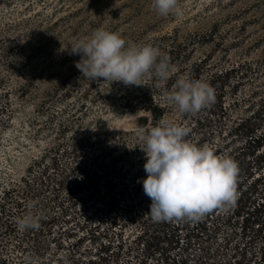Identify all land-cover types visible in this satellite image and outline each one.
Returning a JSON list of instances; mask_svg holds the SVG:
<instances>
[{
  "label": "rangeland",
  "instance_id": "1",
  "mask_svg": "<svg viewBox=\"0 0 264 264\" xmlns=\"http://www.w3.org/2000/svg\"><path fill=\"white\" fill-rule=\"evenodd\" d=\"M177 2L181 15L160 16L152 8V0H0V107L4 108L0 110V264L21 262L15 258L18 245L28 252L39 249L46 261L53 264H69L64 253L82 230L73 236H60L65 247L57 249L50 242V234L36 235L35 229L21 231L17 227L18 218L36 210L27 204L39 189L42 165L37 161L69 143L90 137L79 167L68 177V181H74L82 171L99 173L102 164L112 161L114 152L109 151L113 140L123 145L124 161L134 155L129 145L133 144L136 153L144 154L135 135L137 127L132 126V112L123 105L144 100L162 102V91L169 88L167 83L156 87L157 81L151 74L145 75L139 86L82 78L74 63L79 56L69 55L63 49L66 45L100 27L120 34L128 43L152 45L176 69L172 84L186 77L200 60L205 63L201 65L203 70L191 79L208 82L210 71L264 56V0ZM171 48L179 56L174 57ZM253 86H264V70L247 89ZM210 110L211 104L195 114L178 117L173 109L165 117L186 126L194 139L212 130ZM61 162L65 167L78 160L68 157ZM64 174L52 171L54 181L65 178ZM97 183L87 202V213L78 217L82 221L107 220L110 212L103 203L108 202L109 195L118 194L113 189V193L106 191L100 180ZM51 192L54 193L52 187L41 191L50 203ZM66 194L62 187L59 200L65 199ZM146 197L141 188L135 196V210ZM18 200L22 202L19 208L15 204ZM233 205L214 212L222 218L224 231L233 234V243H241L243 216L232 214ZM5 221L14 226L6 229ZM72 222L75 225L76 218ZM171 222L177 223L176 219ZM61 224L60 220L55 229ZM179 227L183 232L180 224ZM135 229L136 226L126 229L125 237L130 233L132 236ZM78 246L74 253L82 259L94 255L97 242L85 239ZM161 247H167L166 251ZM167 253L172 257L178 251L160 244L159 250L150 252L141 264H164ZM250 261L244 264H264L259 257H251ZM131 263L138 264V260L133 257Z\"/></svg>",
  "mask_w": 264,
  "mask_h": 264
},
{
  "label": "trees",
  "instance_id": "2",
  "mask_svg": "<svg viewBox=\"0 0 264 264\" xmlns=\"http://www.w3.org/2000/svg\"><path fill=\"white\" fill-rule=\"evenodd\" d=\"M170 53L174 57L179 56L173 48ZM201 62L202 60L195 63L194 69L186 77L198 76L203 70L201 65H205ZM261 70H264V56L210 71L207 83L215 92V102L211 104L209 111L212 130L201 133V136L194 139L189 131L186 137L188 142L196 146L207 144L217 154L229 155L237 163L236 199L232 214L243 216L239 234L240 236L242 233L240 238L243 242L233 243V234L224 231L222 218L215 216V209L199 220L176 219V224L171 222L173 219L154 221L148 213V197L135 210V196L142 188L140 180L146 173L143 169L144 154L136 153L133 144L128 147L130 151H134L133 157L124 161L123 145L119 140H113L109 151L114 152L112 161L102 164L99 173L82 171L77 179L68 181V177L79 167L84 146H89L90 137L79 143H69L65 148L57 149L55 154L49 153L37 161L42 167L38 177L39 189L31 198L35 204L34 210L36 209L33 214L40 217V226L35 229V234H50V242L57 249H64L60 236H73L74 232L82 230L80 235L76 234L72 239L70 249L64 253L69 264H132L133 257L141 264L150 252L159 250L160 244L178 251L172 257L167 253L163 258L164 264H221L220 260L223 264H244L251 262V257H259L264 261V86L247 89V86L255 84ZM173 80L170 77L167 81L168 91L175 83L170 82ZM123 107L132 112V126L145 129L154 126L160 118L174 109L159 100L125 102ZM3 109L1 106L0 110ZM97 136L99 138L101 133ZM68 157L78 160V163L62 167L61 160L65 162ZM52 171H64L65 178L54 181ZM98 180L105 183L106 191L113 193L116 190L118 194L109 195L108 202L103 203L110 212L107 220L95 218L94 221H89L84 218L82 221L78 217H84L87 213V202L92 191L97 188ZM51 187L54 193L51 192L53 201L50 203L45 194L41 195V191ZM62 187L66 188L67 194L65 199L59 200L58 194ZM8 192L9 190L5 194ZM15 204L17 208L22 206L20 200ZM72 218H76L75 225H72ZM60 220L63 224L55 229ZM179 224L184 229L183 232L179 231ZM4 226L10 229L14 225L5 221ZM132 226L137 229L131 231L132 236L130 233L125 237V230ZM85 239L97 242V248L91 257L80 259L74 253V248L77 249ZM17 247L19 250L15 258L21 261L18 264H53L46 261L39 249L28 252L24 246ZM161 248L164 251L167 249Z\"/></svg>",
  "mask_w": 264,
  "mask_h": 264
},
{
  "label": "clouds",
  "instance_id": "3",
  "mask_svg": "<svg viewBox=\"0 0 264 264\" xmlns=\"http://www.w3.org/2000/svg\"><path fill=\"white\" fill-rule=\"evenodd\" d=\"M152 8L160 16L181 15L177 0H152ZM64 50L78 55L75 67L82 78L120 82L125 86L141 85L151 74L160 88L176 71L167 56L149 44L128 43L118 33L97 28L88 36L74 39ZM162 103L175 109L178 117L195 114L215 102L209 83L181 77L171 91L161 94ZM189 129L173 119L162 117L147 129L135 130L144 153L146 176L140 182L150 199L149 211L154 221L199 220L204 214L226 209L236 199L238 166L229 155L217 154L207 144L196 146L186 140ZM28 208L35 204L29 202ZM38 215L28 212L17 219V227L39 228Z\"/></svg>",
  "mask_w": 264,
  "mask_h": 264
}]
</instances>
